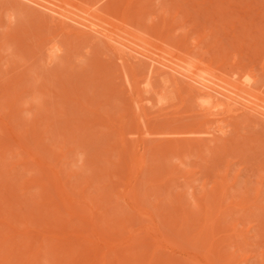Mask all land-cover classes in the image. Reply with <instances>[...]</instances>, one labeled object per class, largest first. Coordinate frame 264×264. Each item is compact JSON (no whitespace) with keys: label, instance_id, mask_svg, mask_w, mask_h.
Returning a JSON list of instances; mask_svg holds the SVG:
<instances>
[{"label":"rangeland","instance_id":"374dc122","mask_svg":"<svg viewBox=\"0 0 264 264\" xmlns=\"http://www.w3.org/2000/svg\"><path fill=\"white\" fill-rule=\"evenodd\" d=\"M46 2L264 103V0ZM37 14L0 0L1 264H264V122L233 102L215 131L168 76L141 110L106 42Z\"/></svg>","mask_w":264,"mask_h":264},{"label":"bare ground","instance_id":"6f19581e","mask_svg":"<svg viewBox=\"0 0 264 264\" xmlns=\"http://www.w3.org/2000/svg\"><path fill=\"white\" fill-rule=\"evenodd\" d=\"M16 1V0H15ZM19 1V3H21V4H23V5H25L26 7H31V8H33L35 11H37L38 12V14H42V15H44L45 17H47V18H49L50 19V21H52L53 23L54 22H56L57 23V25L59 24L60 26H61V28H65V29H67V31H70V32H74L75 34H77V35H79V36H85V38L88 36L90 39H92V41H93V39L94 40H97V41H95V43L97 42H99V41H101V42H106V43H104V46L107 44L108 45V47L110 48H112V50L111 49H108L106 46V48L108 49V50H110V52L112 51L113 52V54L115 53V55L116 56H118L119 57V59H120V64L122 63L123 64V66L124 67H127V69H129L128 71L129 72H131V74H128L127 73V77H130L129 79H128V81L130 82V87H131V90L135 93V96H136V98L138 99L139 97H140V101H138V105H139V107L141 108V110H144V108L145 109H147V106H146V102L145 101H150V98H151V95H152V93L154 94V92H155V89H156V87H155V82L157 83L158 82V80L159 79H162L163 80V78H165V77H167L168 76V78H169V80H171L172 81V83L173 84H175L176 85V88H181L182 87V90L184 91L185 90V92L189 95H194L195 96V98L197 97V98H199V99H201V101H200V108H199V113L198 114H200V116H202L203 118L201 119L202 120V122H206V123H212V124H214L215 125V131H217V130H219V132L222 130V127L224 126H221L222 124L220 123L222 120L221 119H224V118H226L225 116H227L228 114H227V112H225V109H226V107H233V109H235L236 108V105H238L239 104V107H237L236 108V110H237V112L238 111H242L243 113L244 112H247V115H250V116H252V115H255V116H257V117H255L257 120H259L260 122H261V120H262V122H264V105H261V104H264V103H261V104H259V103H257V102H252V101H250V102H248L246 99H243V100H238V97H237V99L233 96V95H231V94H233V93H231V94H229L228 92H227V90H230V88H229V85H232V81H231V84L229 83V84H227V83H225V84H223L221 81L219 82V83H217V80H215L216 81V83L215 82H212V78H210V80L208 81H206L205 79V81L204 80H201L199 77H201V76H199L198 78H196L195 76H194V73H192V71H190V70H188V69H190L189 68V66L187 67H185V66H181L180 65V63H182V62H170L169 60H167V59H165L164 57L163 58H161L160 56V58H155V57H153V56H151L149 53H147L146 52V50L145 51H142L141 50V48L139 49V48H136L135 47V45L134 44H130V42L129 43H125V42H127L126 40H125V42H122V39H121V41H119V39H120V37H118V39H117V36L116 35H118L119 33H115L116 35H113V34H111V33H109L110 31H108V32H106V31H103L102 29H100L99 27H100V25H99V27H97V26H95L94 25V23H95V21L94 20H92V21H94V23L92 24V22L90 23V21H88V22H86V21H83V20H80V19H77V18H74V16H73V14H72V16H70V13H71V11H70V13H68V14H66L65 12H63L61 9H59L58 8V6L57 5H52V4H49V2H46L47 0H45V1H43V0H18ZM49 1V0H48ZM55 4H57V2L55 3ZM59 4V3H58ZM57 6V7H56ZM60 7V6H59ZM26 9V8H25ZM67 10H68V8H66ZM66 10V11H67ZM33 11V10H32ZM33 13H35V12H33ZM37 14V15H38ZM84 14H85V12H84ZM91 14H92V12H91ZM88 15V14H87ZM98 15V14H97ZM85 16V15H84ZM94 16V15H93ZM82 19H83V16L81 17ZM85 18H88V17H85ZM90 20H91V18H89ZM44 20V19H43ZM98 21H99V18H98ZM53 25V24H52ZM97 25H98V23H97ZM59 27V26H58ZM105 30H107V29H105ZM60 32H61V30H60ZM122 35V34H121ZM124 37H126V36H124ZM127 38V37H126ZM88 39V38H87ZM128 39V38H127ZM136 42V41H135ZM132 43H133V41H132ZM130 44V45H129ZM133 45V46H132ZM56 46H58V45H52V47L50 48V54H51V56H50V59H52L53 58V56H55L56 55V53L58 52V50H60V47H56ZM149 52V51H148ZM54 54V55H53ZM112 54V53H111ZM169 55V54H168ZM170 56V55H169ZM48 59V58H47ZM173 60V59H172ZM262 60H264V59H262ZM52 61V60H51ZM50 61V62H51ZM137 63H142V64H144V65H142L141 67H143L141 70L142 71H140L139 73H136L137 71H135L136 69H135V64H137ZM261 63V62H260ZM130 64V65H129ZM183 64V63H182ZM185 64V63H184ZM260 65H264V64H260ZM120 66H122V65H120ZM130 66V67H129ZM139 66V65H138ZM124 67H122V69L124 68ZM185 67V68H184ZM262 67V66H261ZM120 68V67H119ZM262 70H264V68H262ZM123 71H126V70H124L123 69ZM127 71V72H128ZM124 73V72H123ZM126 73V72H125ZM262 73H264V72H262ZM168 74V75H167ZM201 74V73H200ZM125 75V74H124ZM207 75V74H206ZM205 76V75H204ZM262 76H264V75H262ZM211 77V76H210ZM208 78V77H207ZM206 78V79H207ZM215 79V78H214ZM155 80V81H154ZM157 80V81H156ZM160 81V80H159ZM168 82V81H167ZM244 82V81H243ZM141 83H143V86H140L141 85ZM168 83H170V82H168ZM182 85H181V84ZM240 84V86L239 85H235L236 86V88L237 87H239L238 88V90L240 89V91H242V89L244 90V92H247L246 91V88H249L247 85L249 84V82L248 83H242V81H240L239 82ZM162 84V83H161ZM219 84V85H218ZM224 85V86H220V85ZM244 84V85H243ZM158 85H159V83H158ZM157 85V86H158ZM170 85H172V84H170ZM174 85V86H175ZM228 85V87H225V86H227ZM161 87H163V85L161 86ZM160 87V88H161ZM231 87V86H230ZM233 87V89L235 88L234 86H232ZM242 87V88H241ZM173 88H175V87H173ZM229 88V89H228ZM235 88V89H236ZM181 90V89H180ZM247 90H250V88L249 89H247ZM154 91V92H153ZM171 91H173V90H171ZM174 91H175V89H174ZM182 92V91H181ZM238 92V91H237ZM242 94H243V91L241 92ZM251 93V92H250ZM252 94V93H251ZM185 95V94H184ZM245 95V94H244ZM249 95V94H248ZM132 96V95H131ZM176 96H178V95H176ZM252 96H253V94H252ZM248 97V96H247ZM8 98V97H7ZM180 98V97H179ZM191 98H192V96H191ZM226 100H225V99ZM255 98V97H254ZM144 99V100H143ZM145 99H147V100H145ZM194 99V98H193ZM252 99V98H251ZM133 100H134V98H133ZM143 100V101H142ZM179 101H181L180 99H178ZM246 100V101H245ZM9 101V100H8ZM135 101V100H134ZM141 101H142V103H141ZM151 101L153 102V99L151 98ZM150 101V102H151ZM157 102H159V99L158 100H156ZM256 101V100H255ZM10 102V101H9ZM143 102H145V103H143ZM233 102L235 103V102H238L236 105L234 104L233 105ZM14 103V102H13ZM136 103V102H135ZM168 103V102H167ZM166 103V104H167ZM169 103H172V102H169ZM144 104V105H143ZM149 104V103H148ZM187 104V103H186ZM185 104V105H186ZM231 104L233 105V106H231ZM165 105V104H164ZM170 105V104H169ZM177 105V104H176ZM184 105V104H183ZM189 104H187V106H188ZM230 105V106H229ZM134 106H136V105H134ZM145 106V107H144ZM175 106V105H174ZM186 106V107H187ZM235 106V107H234ZM150 107H151V105H150ZM149 107V108H150ZM169 107V106H168ZM185 107V106H184ZM186 107H185V109H186ZM130 108V107H129ZM134 108V107H133ZM183 108V107H182ZM219 108H221L220 110H219ZM227 108V109H228ZM153 109V108H152ZM197 109H198V107H197ZM226 109V110H227ZM232 109V108H231ZM240 109V110H239ZM138 110V109H137ZM140 110V111H141ZM180 110V109H179ZM190 110V109H189ZM188 110V111H189ZM192 110V109H191ZM190 110V111H191ZM135 111V110H134ZM166 111V110H165ZM187 111V110H186ZM160 112V111H159ZM167 112V111H166ZM169 112V111H168ZM173 112V111H172ZM171 112V113H172ZM195 112V111H194ZM138 113V112H137ZM143 112H141L140 114H142ZM154 113V112H153ZM188 113V112H187ZM187 113H183V115L185 114H187ZM191 113V112H190ZM196 113H197V110H196ZM196 113H194V114H196ZM223 113H226L225 115H224V118L223 117H221V115L223 116ZM243 113H241V114H243ZM130 114H131V111H130ZM152 114V113H151ZM160 114V113H159ZM198 116V115H197ZM196 116V117H197ZM230 116H231V114H230ZM132 117H133V115H132ZM181 118H182V115H181ZM187 118V117H186ZM254 118V119H255ZM221 120V121H220ZM255 121V120H254ZM140 124V123H139ZM139 124H137V125H139ZM147 125H148V123H146ZM145 124V125H146ZM221 124V125H220ZM146 125V126H147ZM214 125H213V127L212 128H214ZM145 126V127H146ZM211 126V125H210ZM10 128V127H9ZM146 128H148L149 129V126H147ZM148 129H146V130H148ZM224 129V128H223ZM116 130V129H115ZM150 130V129H149ZM214 131V132H215ZM146 133H147V131H145ZM212 133H213V131H211ZM224 132V131H223ZM151 132L149 131V134H150ZM225 133V132H224ZM214 135V134H213ZM214 137V136H213ZM218 137V136H217ZM214 139V138H213ZM16 141L18 142V140L16 139ZM15 142V141H14ZM115 142V141H114ZM143 143V142H142ZM113 144V143H112ZM5 147V146H4ZM26 148V147H25ZM28 151V150H27ZM31 151V150H30ZM26 152V151H25ZM32 152V151H31ZM29 153V156L30 155H32L30 152H28ZM27 153V154H28ZM2 156V155H1ZM33 157V159H36L34 156H32ZM39 158V160H37ZM36 160H32V158H30L33 162H35V163H39L40 161H42V159H40V157H38ZM25 159V158H24ZM25 160H27V159H25ZM32 161H29V162H32ZM37 161H39V162H37ZM43 163V162H42ZM55 172V171H54ZM1 173V172H0ZM158 173H160V172H158ZM57 176V173H56V175H55V177ZM58 177V176H57ZM56 177V178H57ZM57 179H59V178H57ZM1 181H3V180H1ZM40 182H42V181H40ZM58 182V181H57ZM223 183H225V182H223ZM223 183H222V185H223ZM10 184V183H9ZM55 184V183H54ZM58 184V183H57ZM44 186V185H43ZM14 186H12V188H13ZM59 188H61L62 186H58ZM224 187H227V186H224ZM62 189V188H61ZM11 191V190H10ZM60 191V190H59ZM219 191V190H218ZM224 192H226L225 190H223ZM130 192V191H129ZM128 192V193H129ZM132 192V191H131ZM135 192V191H134ZM220 192V191H219ZM64 193V192H63ZM133 193V192H132ZM136 193V192H135ZM127 194V193H126ZM131 194V193H130ZM215 195V194H214ZM62 196H63V200H66V198L64 197V195L62 194ZM129 197H130V195H129ZM135 197H136V195H135ZM33 198V197H32ZM61 198V197H60ZM138 198V197H137ZM218 198V197H217ZM68 200V199H67ZM66 200V202H68L69 204H71L69 201H67ZM135 200V199H134ZM138 200V199H137ZM213 200V199H212ZM215 200H216V198H215ZM214 200V201H215ZM254 200V199H253ZM133 201V200H132ZM219 201V200H218ZM46 202V201H45ZM134 202V201H133ZM179 202V201H178ZM137 203V202H136ZM135 203V204H136ZM211 203V202H210ZM221 203V202H220ZM220 203L218 202V204L220 205ZM39 205V204H38ZM64 205H66L65 203H64ZM137 205V204H136ZM181 206V205H180ZM179 206V207H180ZM221 206H223V204L221 205ZM45 207H47V206H45ZM176 207H178V204H177V206ZM182 208H183V206H181ZM220 208V207H219ZM176 209H178V208H176ZM221 209H223V208H221ZM212 210V209H211ZM71 211V210H70ZM222 211V210H221ZM179 212H180V209H179ZM182 213H183V215L185 214V212H183V211H181ZM180 212V213H181ZM205 212V211H204ZM212 212V211H211ZM18 215V214H17ZM208 215V214H207ZM41 216V215H40ZM206 217V216H205ZM0 220H2V219H0ZM4 222V221H3ZM1 223V222H0ZM11 223V222H10ZM206 224V223H205ZM210 224V223H209ZM213 224V223H212ZM211 225V224H210ZM2 226H4V223L2 224ZM190 226V225H189ZM209 226V225H208ZM207 226V227H208ZM207 227H206V229L205 230H207ZM212 227V226H211ZM15 228V227H14ZM209 228V227H208ZM1 229V228H0ZM13 229V228H12ZM187 230H188V228H187ZM4 231V230H3ZM2 230H1V232H3ZM189 231H191V230H189ZM12 232V231H11ZM197 232H202L201 230L200 231H197ZM211 232V231H210ZM177 233H179V232H177ZM192 233V232H191ZM199 233V235L202 237V236H205L203 233H201L200 234ZM1 234V233H0ZM180 234V233H179ZM203 234V235H202ZM206 234V233H205ZM6 235V234H5ZM5 235L4 236H2V237H5ZM207 235V234H206ZM14 236H15V234H14ZM193 236V235H192ZM11 237V236H10ZM10 237H9V239H10ZM147 237V236H146ZM185 237V236H184ZM6 238H8V237H5V239ZM183 238V237H182ZM191 238V237H190ZM194 238V237H193ZM193 238H191V239H193ZM0 239H1V235H0ZM8 239V241H10ZM185 239V238H184ZM2 240V242H3V244L2 245H4V239H1ZM144 240V239H143ZM204 242L207 240L206 239V237H205V239H202ZM19 241V240H18ZM66 241V240H65ZM148 241V240H147ZM16 242V241H15ZM60 242V241H59ZM66 243H68V242H66ZM194 243V242H193ZM197 243V242H196ZM212 243H213V241H212ZM9 244H11V245H16V243H10L9 242ZM72 244H74V243H72ZM132 246H133V244L132 243H130ZM136 244V243H135ZM134 244V245H135ZM160 244V243H159ZM18 245H20V244H18ZM17 245V246H18ZM138 245V244H137ZM147 245V244H146ZM149 245V244H148ZM1 246V245H0ZM70 246H71V243H70ZM3 247L4 246H2L1 248L2 249H0V250H3ZM5 247H8L9 248V246H7V245H5ZM16 247V246H15ZM53 247V246H52ZM64 247V246H63ZM62 247V248H63ZM137 247V246H136ZM14 248V247H13ZM137 249V248H136ZM10 250V249H9ZM61 250V249H60ZM59 250V251H60ZM72 250V249H71ZM5 251V250H4ZM39 251V250H38ZM140 251V250H139ZM138 251V252H139ZM3 252V251H2ZM72 252V251H71ZM220 252V251H219ZM29 253V252H28ZM27 253V254H28ZM135 253H137V250H136V252ZM14 254V253H13ZM132 254H134V252L132 253ZM56 255H58V253L56 254ZM102 255V254H101ZM139 255V254H138ZM223 255V254H222ZM130 256V255H129ZM136 256V255H135ZM142 256V255H141ZM0 257H3V256H0ZM5 257H7V256H5ZM31 257V256H30ZM29 257V259H31ZM102 257V259H103V256H101ZM138 256H136V258H137ZM222 257V256H221ZM24 258V257H23ZM27 258V257H26ZM26 258H24V260L26 259ZM43 258V257H42ZM140 258V257H139ZM223 258H224V256H223ZM36 259V258H35ZM38 259V258H37ZM37 259H36V263L35 264H37ZM3 260V259H2ZM16 260V259H15ZM14 260V261H15ZM18 260V259H17ZM16 260V261H17ZM44 260H46L45 258H44ZM133 260V262H134V259H132ZM221 260H222V258H221ZM6 260H4V262H5ZM47 261V260H46ZM73 261V260H72ZM128 261L130 262L131 260H129V257H128ZM135 261H137V260H135ZM3 262V263H4ZM7 262V261H6ZM35 262V261H34ZM2 263V261L0 262V264ZM15 263V262H14ZM32 263V262H31ZM132 263V262H131ZM47 264V263H46ZM126 264H127V262H126ZM130 264V263H129ZM133 264V263H132Z\"/></svg>","mask_w":264,"mask_h":264}]
</instances>
